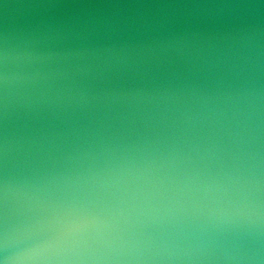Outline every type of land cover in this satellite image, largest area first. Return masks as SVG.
<instances>
[{
  "label": "water",
  "instance_id": "1",
  "mask_svg": "<svg viewBox=\"0 0 264 264\" xmlns=\"http://www.w3.org/2000/svg\"><path fill=\"white\" fill-rule=\"evenodd\" d=\"M0 264H264V0H0Z\"/></svg>",
  "mask_w": 264,
  "mask_h": 264
}]
</instances>
